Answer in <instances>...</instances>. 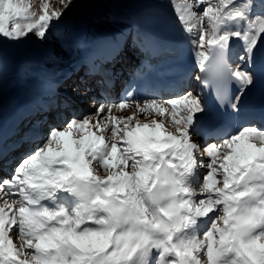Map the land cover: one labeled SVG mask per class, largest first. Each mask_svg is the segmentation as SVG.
<instances>
[{"label": "snow or ice", "instance_id": "obj_1", "mask_svg": "<svg viewBox=\"0 0 264 264\" xmlns=\"http://www.w3.org/2000/svg\"><path fill=\"white\" fill-rule=\"evenodd\" d=\"M171 3L197 74L168 97L130 90L83 117L70 97L49 105L42 142L0 176V264H264V109L260 121L235 119L264 85V0ZM73 4L0 0V74L8 45L60 40ZM121 45L115 37L113 60ZM192 79L215 90L230 119ZM9 167L0 130V172Z\"/></svg>", "mask_w": 264, "mask_h": 264}, {"label": "bare ground", "instance_id": "obj_2", "mask_svg": "<svg viewBox=\"0 0 264 264\" xmlns=\"http://www.w3.org/2000/svg\"><path fill=\"white\" fill-rule=\"evenodd\" d=\"M22 2L36 8L43 0H22ZM49 3L51 4V0ZM81 5L80 0H74L67 16L74 17L76 13L82 14L85 8ZM152 7L165 9L178 23L171 0H108L99 7L97 12L93 11L95 13L92 12L86 22H79L76 25L80 27L79 29H76L74 25L60 26L58 33L66 35L65 48L59 49V59H51L49 66L43 69L29 70L24 62L17 61L15 76L10 86L0 88V130L3 135V149L9 161L22 154L18 155L21 150L14 148L17 145H23L27 135H30L31 141H33L35 137L40 139L47 132V127L44 125V121L47 119L45 114L48 106L54 104L57 98L70 97L76 117H83L96 111L94 104L99 103V99L102 98L100 91L102 92L103 89L101 90V87L97 85V79H93L89 74L87 53L94 50L112 51L113 39L122 36V45L124 41H127L128 47L108 66L115 69L118 81H121V78L123 80L127 78L132 66L139 60V56H143L142 48L145 47L147 40V34L139 31V16L142 11ZM71 27L76 30L69 34L68 29ZM66 31H68V35ZM30 42L26 39L22 43L16 44L18 46H15L14 49H24L26 48L25 44ZM6 52L11 55L8 49ZM33 52L37 51L34 49ZM12 56L17 59L19 57L17 54H12ZM233 59L235 60V56ZM79 68L84 70L79 73ZM82 80L88 82L92 91H84L85 84L81 83ZM57 84L63 85L64 88L56 91ZM77 85L80 87L79 93L73 91ZM114 113L116 115L130 114L128 110L123 113L114 110ZM66 115L70 118L73 113L68 112ZM28 118L32 119V121L30 120L32 123L29 126L30 129L26 130L22 136L21 131L24 124L28 122ZM38 132L39 135H37ZM38 143L40 142L29 144L27 151L31 148L34 151ZM18 150L20 151L17 152ZM14 167L15 165L10 166V169H7L8 172H0V176L9 175Z\"/></svg>", "mask_w": 264, "mask_h": 264}, {"label": "rangeland", "instance_id": "obj_3", "mask_svg": "<svg viewBox=\"0 0 264 264\" xmlns=\"http://www.w3.org/2000/svg\"><path fill=\"white\" fill-rule=\"evenodd\" d=\"M80 1L82 3L81 6L83 8H85L84 9L85 15L83 12L82 14H79V15H78V13H76V15L74 17L66 16L65 24L68 27H70L71 25H74L76 29H79L80 27H78L76 25L79 22L80 23L86 22V20H88L89 17L91 16L90 14L93 11L97 12L99 7L104 2H106L108 0H80ZM51 3H54V0H51ZM95 12H93V13H95ZM95 16H97V15L95 14ZM66 25H65V28H66ZM76 29H72V27H71V29H68L69 34L71 32L74 33V31ZM68 31H66L67 35H68ZM57 34L61 36V39L60 40H50L47 44H40V43L36 42L34 38L33 39H27V41H31V42L28 44H25L26 45V48H24L25 50L23 48L14 49V47L18 46V45H9V47L7 46L6 49H8L9 52L11 51L12 54H17V55H19V57L17 56L18 57V59H17L14 56H9V55L6 56L5 61H4V65H3V69H2V74H0V88L4 87V86H10V83H11L13 77L15 76L16 67L18 65L17 61H19V63L24 62L29 67V70H38V69H43L46 66H49L51 64V58L48 54L49 51L52 49H55L57 54H59V49H62V47L65 46L64 45V43H65L64 39H65L66 35L61 34V33H57ZM34 49L37 52H33ZM64 51L65 50L63 49V52ZM48 61H49V63H48ZM60 88H62V87H60ZM31 117H29V118H31ZM30 120L31 119H29L28 122L26 124H24L25 126H23L24 128H22L23 131L26 129H28V130L30 129L29 126H30V123L32 121V120L31 121ZM20 156H21V154L17 157L16 161L18 160V158H21Z\"/></svg>", "mask_w": 264, "mask_h": 264}]
</instances>
